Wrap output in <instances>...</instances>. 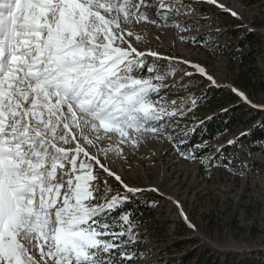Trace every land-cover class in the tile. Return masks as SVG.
<instances>
[{"label": "snow or ice", "instance_id": "obj_1", "mask_svg": "<svg viewBox=\"0 0 264 264\" xmlns=\"http://www.w3.org/2000/svg\"><path fill=\"white\" fill-rule=\"evenodd\" d=\"M197 2L238 17L218 0ZM192 10L185 0H0V264L137 258L128 251L138 243L128 194L159 189L130 186L114 165L127 163L125 148L134 153L160 138L184 159L200 158L180 147L188 132L169 134L197 100L168 101L165 93L187 92L191 82L163 81L182 63L216 85L203 66L153 50L147 29L137 27L186 31L176 17ZM181 216L187 221L182 209Z\"/></svg>", "mask_w": 264, "mask_h": 264}, {"label": "rangeland", "instance_id": "obj_2", "mask_svg": "<svg viewBox=\"0 0 264 264\" xmlns=\"http://www.w3.org/2000/svg\"><path fill=\"white\" fill-rule=\"evenodd\" d=\"M185 2L191 4L193 10L176 19L186 25V31L178 33L172 26L156 27L151 31L147 29L149 39L153 40V50L203 66L214 77L216 85L189 65H173L177 69L175 75L163 83H191L187 92L176 88L167 90L165 98L168 101L178 100L191 94L197 100L190 112L174 118L179 126L174 124L169 128V134L173 136L189 132L195 122L216 111L209 104L198 103L208 89L212 93L213 90L227 93L236 88L233 83L236 66L229 61L226 51L232 40L230 30H237L240 34L251 31L264 39V0H218L226 8L236 11L238 17L208 2ZM146 25L153 26L141 24ZM156 36H159V40L155 39ZM180 36L194 37L195 41L182 40ZM157 44L159 48H156ZM159 67L161 70L167 69L168 62L160 61ZM186 71L194 74L184 76ZM248 99L252 104L264 105ZM234 138L231 133L223 137L220 135L211 144L221 148ZM255 145L252 151L239 145L235 150L230 148L225 161L221 154L215 155L217 152L207 153L200 157L207 158L203 163L200 158L184 159L174 151L173 142L163 138L149 139L134 153L125 148L127 163L114 165L125 182L142 189H159L158 192L135 194L154 215L135 219L138 221L134 229L138 243L135 248L129 247L128 251L138 256L125 264H171L169 256H176L178 251L172 249L162 253L161 250L174 240L190 238L195 239L199 248L212 252L238 256L264 255V136L259 137ZM110 183H113L114 191H122L114 181ZM181 209L187 221L181 216ZM190 246L192 244L184 246V249Z\"/></svg>", "mask_w": 264, "mask_h": 264}, {"label": "trees", "instance_id": "obj_3", "mask_svg": "<svg viewBox=\"0 0 264 264\" xmlns=\"http://www.w3.org/2000/svg\"><path fill=\"white\" fill-rule=\"evenodd\" d=\"M232 40L228 44L227 54L229 61L236 66L233 83L235 87L244 92L248 98L260 101L264 104V39L251 31L230 30ZM209 89L198 100L199 104H209L216 109L211 116L204 117L198 123L195 122L188 132L186 143L180 147L188 151L196 148L197 157L207 153H215L227 159L229 149L235 150L237 145L247 148L248 151L255 149V141L264 136V109L253 107L244 102L233 91L227 93L221 90ZM251 131L250 136L241 137L232 146L225 145L221 148L214 147L211 143L221 135L231 133L237 138L240 133ZM197 146H200L197 148ZM221 152V153H220ZM226 157V158H225ZM130 199L126 205L134 212V219L153 216L154 212L147 204L138 200L136 195L128 194ZM190 246L184 249V246ZM136 246H130L135 248ZM178 251L176 256H169L170 263L176 264H264V255L238 256L231 253L212 252L197 246L195 239L174 240L164 248L162 253ZM169 260V259H168ZM165 261V260H160Z\"/></svg>", "mask_w": 264, "mask_h": 264}, {"label": "bare ground", "instance_id": "obj_4", "mask_svg": "<svg viewBox=\"0 0 264 264\" xmlns=\"http://www.w3.org/2000/svg\"><path fill=\"white\" fill-rule=\"evenodd\" d=\"M144 25H145V24H144ZM138 28H139V30H140V29H148V31H149V30L151 31V30H154L156 27H155V26H147V25H146V27H145V26H141V25H140V26L137 27V29H138Z\"/></svg>", "mask_w": 264, "mask_h": 264}]
</instances>
